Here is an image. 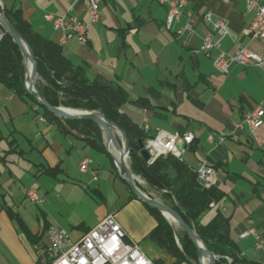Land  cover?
<instances>
[{
  "label": "crops",
  "instance_id": "crops-1",
  "mask_svg": "<svg viewBox=\"0 0 264 264\" xmlns=\"http://www.w3.org/2000/svg\"><path fill=\"white\" fill-rule=\"evenodd\" d=\"M97 2L100 20L92 25L83 0H0L4 12L21 11L34 32L57 44L59 35L45 16L79 17L88 45L71 40L62 46L64 56L89 80L120 83L131 101L122 112L139 128L148 126L149 137L158 131L194 135L183 159L192 168L204 161L216 166L215 186L223 195L202 223L220 211L241 255L264 264V149L257 140L264 145V125L252 133L243 124L235 132L248 112L264 106V72L232 65L223 74L214 65L220 51L197 52L218 20L228 27L221 52H264L260 41L245 35L253 18L246 0H189L169 30L168 9L156 0ZM189 19L190 36L184 31ZM84 160L90 161L87 172L80 169ZM28 190H36L42 203L31 202ZM110 215L155 264L176 263L148 238L157 222L110 153L64 132L36 99L0 83V264H46L38 248L47 245L49 227L77 241ZM245 232L250 234L242 237Z\"/></svg>",
  "mask_w": 264,
  "mask_h": 264
},
{
  "label": "trees",
  "instance_id": "trees-1",
  "mask_svg": "<svg viewBox=\"0 0 264 264\" xmlns=\"http://www.w3.org/2000/svg\"><path fill=\"white\" fill-rule=\"evenodd\" d=\"M5 16L23 36L37 57V71L41 79L36 89L41 97L54 107L60 105L74 109L100 111L109 121L117 125L127 136L131 149V170L140 176L151 188L161 191L169 201L168 207L180 215L184 222L194 229L208 250L221 258L220 263L261 264L241 255L232 239L229 220L217 211L208 223L201 219L212 210L213 204L222 199L216 186L205 188L198 179L195 168L173 155L159 157L153 164L146 163L139 143L150 138L143 129L136 126L122 112L131 102L125 88L116 81L102 77L89 80L84 71L73 65L63 54V47L33 31L23 18L21 11H5ZM23 54L8 34L0 44V83L9 86L17 94L35 99L25 88V67ZM143 103V102H142ZM144 104V103H143ZM38 105L44 116L57 123L64 132L75 133L87 139L94 148L106 152L101 129L89 120L64 119L52 114L46 107ZM192 146V144H191ZM216 170V166L208 162ZM157 222L149 239L160 249L176 259L175 264L191 261L198 264L197 248L186 233L178 236L160 211L147 205Z\"/></svg>",
  "mask_w": 264,
  "mask_h": 264
},
{
  "label": "built area",
  "instance_id": "built-area-1",
  "mask_svg": "<svg viewBox=\"0 0 264 264\" xmlns=\"http://www.w3.org/2000/svg\"><path fill=\"white\" fill-rule=\"evenodd\" d=\"M83 1L87 5L89 24H97L100 20V6L97 0ZM156 1L168 9L166 30H169L171 25L179 20L189 2V0ZM246 12L253 18L245 35L264 45V3L262 0H246ZM205 19L210 22L211 14H206ZM45 20L52 23L54 31L58 33L60 45L63 46L71 40H76L81 46L88 45L86 24L79 17L48 14ZM212 25L213 34L204 37L197 52L210 55L213 51H220L214 60L215 68L219 72L228 74L232 65L255 66L264 72V52L255 53L247 48H241L232 55L221 52L222 40L228 35V27L222 20L213 22ZM184 31H187L188 36L193 33L191 19L188 20ZM5 35L6 31L0 23V44ZM41 120L44 121V119ZM243 124H246L252 133L260 129L264 125V106L260 105L248 112L243 123L236 126L235 132L242 131ZM144 131L147 133L148 126L144 127ZM194 139L192 133L179 136L166 131H158L155 137H150L145 143V149L151 156L149 164H153L159 157L168 155H173L183 161L184 153ZM210 140L214 141V137L211 136ZM257 140L264 149L262 142ZM89 164V160H84L80 165L81 171L87 172ZM195 171L202 186L205 188L215 186L217 172L209 166L207 161L200 163ZM26 196L33 203H42L36 190L26 191ZM249 234L250 232H245L242 237ZM46 236L47 245L38 248L39 252L45 256L46 264H155L147 257L138 243L128 238L114 215L105 218L97 227L77 241L71 239L66 231L58 227H49Z\"/></svg>",
  "mask_w": 264,
  "mask_h": 264
},
{
  "label": "water",
  "instance_id": "water-1",
  "mask_svg": "<svg viewBox=\"0 0 264 264\" xmlns=\"http://www.w3.org/2000/svg\"><path fill=\"white\" fill-rule=\"evenodd\" d=\"M0 23L3 26L4 30L6 31V33L9 34L12 37L13 41L20 48V50H21V52L23 54L25 68H26V59H30L33 62V76H32V78L30 80L29 85H27V83H26V90L28 91V93L31 94L38 101V103L41 106L46 107L55 116H58V117H61V118H64V119H71V120H89V121H92V122L96 123L101 130H102L101 125L105 126L110 131V134H109L108 138L109 139L113 138L115 145L117 147H119V144H118L117 140L114 138V135H113V132H112L113 129H116L118 134H119V136H122L124 138L125 150L127 151V155L129 156L130 144H129L128 138L123 133V131H121L114 123L109 121L105 116L102 115V118H99V117L93 115L92 112H90V111H85L86 113L81 114L79 116H71V115H68V114L64 113L62 111L63 108L54 107V106L50 105L44 98H42L40 96V94L35 90V80H36V77L38 75V71H37V64H38L37 57L34 55L32 49L25 42V40L22 38V36L19 34V32L13 27V25L9 22V20L4 15H2L1 13H0ZM22 42H24L25 45H23ZM26 79H27V69H26ZM106 142H107V139H105V148H106V150L115 159L113 154L108 150V146H107ZM139 148H140V154H141L143 160L146 163H149L150 160H151V156H150L149 152L145 149V145H144L143 142L139 143ZM114 161H115V165L117 166V168H118V170L120 172V175L122 176L123 179H125L130 184L134 194L136 195V197L140 201H142L145 204L149 205L150 207L155 208L158 211H160L166 220H168L166 218V216H165V212L166 211L170 212L177 219V221L180 223L181 228L185 231V233L189 236V238L192 240V242L194 243V245L197 248L199 264H202L201 263V258L203 256V254H205V253H207L210 256L211 264H215V259H216L215 255L208 250V248L202 242V240L199 237V235L197 234V232L195 230H193L191 227H189L184 222V220L180 217V215L178 213H176L174 210H172L171 208L167 207L166 205L160 203L159 201L151 199V198L147 197L146 195L142 194L137 189V187L135 186V182L129 178L128 170L125 167H123V169H121L117 165L116 160H114ZM200 245H202L205 249L203 250Z\"/></svg>",
  "mask_w": 264,
  "mask_h": 264
},
{
  "label": "bare ground",
  "instance_id": "bare-ground-1",
  "mask_svg": "<svg viewBox=\"0 0 264 264\" xmlns=\"http://www.w3.org/2000/svg\"><path fill=\"white\" fill-rule=\"evenodd\" d=\"M22 43H23V45H25L24 42H22ZM26 69H27V79H26L27 81H26V83H27V85H29L30 80L33 76V62L30 59H26ZM25 78H26V75H25ZM62 111L68 115H71V116H79L81 114L86 113L85 110H75V109L64 108V107H63ZM92 114L99 117V118H102V114L99 112H92ZM101 128L103 130L102 133H103L104 139H107L106 143L108 146V150L115 157L117 165L118 166L120 165L119 167L121 169H123V167H125L128 170V175H129V178L131 180H133L136 183L139 182V183L143 184V181L141 179H139L136 175H134L130 169V166L128 164V159H127L128 158L127 151L125 150V144L117 147L114 143L113 138L112 139L108 138L109 134H110L109 129L103 125H101ZM112 132H113L114 138L116 139V135H118V132H115L114 130H112ZM165 216L168 219V221L171 222V224L180 226V223L177 221V219L170 212L166 211ZM200 246L203 250L205 249L202 245H200ZM201 263L202 264H211V258L207 253L203 254V256L201 258Z\"/></svg>",
  "mask_w": 264,
  "mask_h": 264
},
{
  "label": "rangeland",
  "instance_id": "rangeland-1",
  "mask_svg": "<svg viewBox=\"0 0 264 264\" xmlns=\"http://www.w3.org/2000/svg\"><path fill=\"white\" fill-rule=\"evenodd\" d=\"M99 4V3H98ZM0 10H1V14L2 15H4L5 16V12H4V10H3V7H2V5H1V3H0ZM6 17V16H5ZM7 18V17H6ZM10 22V21H9ZM11 23V22H10ZM13 25V24H12ZM14 27V26H13ZM15 28V27H14ZM248 28V27H247ZM16 29V28H15ZM17 30V29H16ZM7 34V33H6ZM20 34V33H19ZM9 35V34H8ZM21 35V34H20ZM10 36V35H9ZM22 36V35H21ZM11 37V36H10ZM22 38H23V36H22ZM24 39V38H23ZM25 40V39H24ZM25 42H26V40H25ZM27 43V42H26ZM28 44V43H27ZM60 45V44H59ZM62 46V45H61ZM30 47V46H29ZM214 52V51H213ZM24 63V62H23ZM24 67H25V64H24ZM25 75H26V68H25ZM41 81V79L39 78V76L37 75V77H36V80H35V90L37 91V89H36V84H37V82H40ZM25 88H26V78H25ZM38 92V91H37ZM43 98V97H42ZM51 105V104H50ZM58 107H61V108H70V107H65V106H62V105H60V106H58ZM70 109H74V108H70ZM75 110H83V109H75ZM85 111H88V110H85ZM90 112H99V113H101L100 111H90ZM102 114V113H101ZM103 115V114H102ZM104 116V115H103ZM96 124V123H95ZM117 126V125H116ZM99 127V126H98ZM118 127V126H117ZM119 128V127H118ZM120 129V128H119ZM115 132H117V130L116 129H113ZM121 130V129H120ZM143 130H144V128H143ZM122 131V130H121ZM101 132H102V130H101ZM124 133V132H123ZM125 134V133H124ZM127 137V136H126ZM102 138H103V144H104V147H105V139H104V136H103V133H102ZM116 140H117V142H118V144H119V146H122L123 144H125V141H124V138L122 137V136H119V134L118 135H116ZM129 140V139H128ZM129 144H130V142H129ZM145 145V144H144ZM191 146V145H190ZM189 146V147H190ZM105 150H106V148H105ZM107 151V150H106ZM108 152V151H107ZM109 153V152H108ZM128 164H129V166H130V169H131V162H132V159H131V149H130V152H129V156H128ZM115 160V159H114ZM120 166V165H119ZM117 167V166H116ZM117 170H118V168H117ZM132 171V170H131ZM118 172H119V170H118ZM120 173V172H119ZM134 174V173H133ZM135 175V174H134ZM137 176V175H136ZM139 179H141L142 181H143V184H141V183H139V182H135V186L137 187V189L142 193V194H144V195H146L147 197H149V198H151V199H154V200H157V201H159L160 203H162V204H164V205H166L167 207H168V205H169V201H167L166 199H165V197H164V194H163V192H161V191H158V190H155V189H153V188H151L140 176H137ZM130 185V184H129ZM132 189V188H131ZM133 191V190H132ZM134 193V192H133ZM135 195V194H134ZM136 196V195H135ZM168 204V205H167ZM162 214V213H161ZM164 217V216H163ZM168 221V220H167ZM169 223H170V225L174 228V229H176L177 230V232H179L178 233V236H182V234L183 233H185V231L180 227V226H177V225H173V224H171V222L170 221H168ZM194 230V229H193ZM203 242V241H202ZM206 246V245H205ZM197 256H198V253H197ZM215 257H216V259H215V264H223V263H220V261H221V258H219V257H217L216 255H215ZM226 261L228 262V264H232V259L231 258H226ZM198 264H199V258H198Z\"/></svg>",
  "mask_w": 264,
  "mask_h": 264
}]
</instances>
